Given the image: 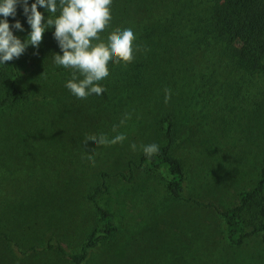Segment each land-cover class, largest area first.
I'll use <instances>...</instances> for the list:
<instances>
[{"label": "rangeland", "instance_id": "rangeland-1", "mask_svg": "<svg viewBox=\"0 0 264 264\" xmlns=\"http://www.w3.org/2000/svg\"><path fill=\"white\" fill-rule=\"evenodd\" d=\"M214 2L113 0L111 26L101 38L106 40L116 28H132L141 46L134 62L143 66L144 54L152 52L154 42L171 34L166 31L169 25L158 26L151 18L158 8L165 11L164 20L179 21L181 33L188 35L189 6L203 15ZM30 31L16 36L23 41ZM48 46L62 54L55 39L43 37L38 49L29 46L14 59L16 69L10 81L16 79V86L28 91L31 100L0 111V235L6 234L22 252L36 248L22 264H73L56 250L46 251L47 244L61 242L77 254L90 233L103 229L89 200L101 184V172L109 175L104 178L107 190L96 202L113 215L117 230L100 240L81 264H264L258 236L243 247L230 245L218 215L168 195L164 172L135 166L130 176L129 162L138 163L142 146L163 143L162 135L155 132V117L135 113L120 132L127 136L122 144L96 147L95 141L84 143L88 135H100L94 115L101 107L100 95L76 98L65 87L72 70L55 65L54 54L40 56ZM120 65L109 64L118 81L126 68H117ZM196 85L201 86L197 80L188 81L184 96L177 101L179 143L173 154L192 176L185 196L228 209L237 204L240 191L256 186L264 164V72L243 79L218 74L207 89ZM255 109L257 117H249ZM49 136L50 144L46 142ZM94 148L93 167L86 157ZM243 216L249 231L264 222V212L255 219L250 213ZM4 250L0 243V261Z\"/></svg>", "mask_w": 264, "mask_h": 264}, {"label": "trees", "instance_id": "trees-1", "mask_svg": "<svg viewBox=\"0 0 264 264\" xmlns=\"http://www.w3.org/2000/svg\"><path fill=\"white\" fill-rule=\"evenodd\" d=\"M28 2L30 6L34 0ZM195 3L201 4V2H193ZM189 5L192 6V1ZM190 6L192 22L188 24V35L181 33L182 26L179 21L177 24H172L164 20L162 16L165 11H160L158 8L151 18L158 21L156 22L158 26L169 25L166 26V31L171 34L154 42L152 52L144 54L143 66L133 62L135 64L130 65L135 67L126 66L120 73L119 81L110 71L106 81L100 82L106 91L98 97V104L101 107L94 112L97 121L96 130L99 134L123 132L126 125L118 127L117 132H113L112 129L113 126L119 125L126 113H131V118L135 113L142 118L144 115L146 118L155 117L157 122L155 132L163 137V143L159 145L160 151L152 158H147L142 153L138 163L130 161V176L135 166H147L154 171L164 172L165 190L168 195L175 200L191 203L218 215L230 245L243 247L248 240L258 236L260 244L264 247V222L257 223L249 231L246 230L243 216L250 213L255 219L264 212V164L260 167L256 186L250 190L240 191L236 205L221 209L213 201H201L192 196H185L192 176L186 170L184 162L173 154L179 143L177 101L184 96L188 81L197 80L201 86H196L207 89L210 79L218 74L241 76L243 79L264 72V0H215L203 15H199L202 13L201 10L199 14L192 12L193 7ZM38 10L47 17L48 13L45 9ZM160 18L163 21H160ZM8 20L10 24L19 20L24 30L30 29L22 6L17 7L16 17H9ZM53 31L54 28L49 29L44 34V38L54 39ZM20 32L13 29L14 35ZM136 36L138 40V35ZM57 49L48 46L42 50L40 56L46 58L49 54L53 55L57 52ZM36 65V63L32 64L31 68ZM123 67L125 66L120 65L117 68ZM15 69L14 60L0 64V111L26 104L31 100L28 91L16 86V79L10 81L11 71ZM111 83L114 84L110 85ZM165 89H171V99L167 103H165ZM65 94L72 95L70 92ZM261 98V102L264 103V92ZM252 114L253 117H257V110L255 109L248 116L252 117ZM129 122L128 120L126 124ZM48 126L52 127L49 123ZM47 141L48 144L52 143V136H49ZM56 144L64 145L65 142L56 140ZM108 176L106 172H101V184L95 187L92 195L89 196V200L95 205L103 229L90 233L77 254H71L61 242L55 246L48 243L46 251L56 250L58 254L67 256L73 264H81L89 257L90 252L98 247L100 240L108 239L116 233L113 215L96 202L97 196L107 190L104 178ZM118 176L127 179L122 173ZM0 243L3 250L5 249L0 264H22L27 261L30 253L36 252L34 247L22 252L19 245L11 241L6 234L0 235Z\"/></svg>", "mask_w": 264, "mask_h": 264}, {"label": "clouds", "instance_id": "clouds-1", "mask_svg": "<svg viewBox=\"0 0 264 264\" xmlns=\"http://www.w3.org/2000/svg\"><path fill=\"white\" fill-rule=\"evenodd\" d=\"M112 4L113 0H34L29 6L28 0H0V17H3L0 19V64L18 59L29 46L38 49L44 34L54 28L52 35L62 54L54 53L53 62L72 70L71 79L65 87L78 99H87L93 94L102 95L106 89L100 82L110 76L109 64L126 67L141 51L132 28H116L106 40L101 38V33L111 26ZM18 6H22L31 29L23 41L13 33V29L24 30L21 22L15 20L14 24H10L8 20L9 17H16ZM39 8L45 9L47 17ZM170 99L171 89H165V103ZM130 119L131 113H126L112 131L117 132V128L126 125ZM126 139L124 133L111 138L106 134L88 135L84 143L95 141L96 147L112 146L122 144ZM136 147V144H131L133 151ZM142 150L147 158H152L159 153L160 147L152 143L143 145ZM94 152L95 148L86 157L93 167Z\"/></svg>", "mask_w": 264, "mask_h": 264}]
</instances>
